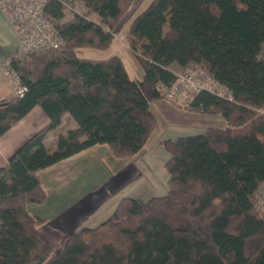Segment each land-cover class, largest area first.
<instances>
[{
  "label": "trees",
  "instance_id": "trees-1",
  "mask_svg": "<svg viewBox=\"0 0 264 264\" xmlns=\"http://www.w3.org/2000/svg\"><path fill=\"white\" fill-rule=\"evenodd\" d=\"M74 1L45 5L63 45L9 61L25 90L0 99V135L36 104L49 123L0 168V264H264V208L254 194L264 179V0H151L125 35L139 77L117 53L80 55L112 43L132 0H79L85 12L61 22ZM190 62L231 98L201 90L185 107L202 104L226 124L161 140L168 191L123 197L106 220L70 233L52 251L37 230L43 218L27 209L45 199L37 172L97 143L119 158L136 154L157 124L149 102L163 97L159 83L174 79L172 63L182 70ZM66 114L77 127L59 133L49 149L45 134ZM242 124L244 133L234 130ZM252 237L259 243L248 247Z\"/></svg>",
  "mask_w": 264,
  "mask_h": 264
},
{
  "label": "crops",
  "instance_id": "crops-1",
  "mask_svg": "<svg viewBox=\"0 0 264 264\" xmlns=\"http://www.w3.org/2000/svg\"><path fill=\"white\" fill-rule=\"evenodd\" d=\"M131 18L122 26L124 41ZM117 38L118 35H115L112 42ZM17 41V31L0 9V99L17 94L16 80L10 79L3 66L4 61L15 52ZM115 53L122 58L117 50ZM173 66L178 67L176 63H172ZM165 100L166 106L174 110L176 108V112L180 111L183 115L179 117L178 114L179 120L170 118L164 122L152 110L157 124L144 146L133 156L116 157L106 143H97L37 172L45 199L28 203L27 209L43 218L37 230L52 251H58L70 233L83 227H95L106 220L123 197L148 199L168 191L169 174L165 162L169 155L161 145V140L199 134L211 125H201L190 117L183 119L185 115L192 114L193 110L179 100ZM173 102L180 105L183 111ZM48 123V116L36 104L0 135V168L7 166L9 157ZM76 127L77 123L70 115H63L60 123L46 132L45 146L54 149L58 134Z\"/></svg>",
  "mask_w": 264,
  "mask_h": 264
},
{
  "label": "built area",
  "instance_id": "built-area-1",
  "mask_svg": "<svg viewBox=\"0 0 264 264\" xmlns=\"http://www.w3.org/2000/svg\"><path fill=\"white\" fill-rule=\"evenodd\" d=\"M47 2L48 0H0V9L18 33L16 50L4 61L3 66L5 73L18 82L16 93L19 95L23 93L25 87L9 66L10 59L22 57L33 51L56 48L64 43L58 27L44 13ZM174 74L172 82H160L158 85L159 94L166 99L179 100L186 106L201 90L231 98L228 87L196 62H190L184 69L176 70ZM202 106L199 104L197 109H202ZM254 194L257 198V206L264 208V179L259 183Z\"/></svg>",
  "mask_w": 264,
  "mask_h": 264
},
{
  "label": "rangeland",
  "instance_id": "rangeland-1",
  "mask_svg": "<svg viewBox=\"0 0 264 264\" xmlns=\"http://www.w3.org/2000/svg\"><path fill=\"white\" fill-rule=\"evenodd\" d=\"M151 0H132L131 4L129 5L127 11L124 13V15L119 19L118 23L115 26V35H118V38L115 39L108 47L104 48V49H99V48H93V47H84L81 48L80 51V55L82 56H86V57H94V58H104L107 57L113 53H115V51L117 50L121 55H122V59L124 61V64L126 66V69L129 73V75L131 77H139L142 75V69L141 66L137 60V58L135 57V55L132 53V51L126 46L125 41L123 39V32H124V28H122V26L126 25V20L129 17H132L131 19L133 20V18L138 15L150 2ZM85 6L84 4L79 1V0H75L73 3V9H66L64 12V16L61 18V22L66 21L68 19H70L72 17L73 12H85ZM96 14L94 13H89L88 17L95 19ZM130 20V21H132ZM116 49V50H115ZM174 70H179L180 68L177 66H173L172 67ZM11 79V78H10ZM13 80V79H11ZM15 80V79H14ZM18 81V80H17ZM18 82H16V87L15 90L17 92V84ZM173 101V100H171ZM166 100L163 97H158V98H154L151 100L150 102V107L151 110H153V112L159 117L160 121H166L167 119L173 118V120H179L180 118H178V114L179 117H181L183 114L177 113L176 111H178L176 108L175 110L172 109L171 107L166 106ZM175 102H173L174 104ZM177 107H179L178 109L181 110V112L183 111L180 105L174 104ZM185 106V105H184ZM186 111V110H185ZM186 120L187 117H190L191 119H194L197 121V123H201V125H211V126H224L225 125V121H222L223 117L220 113H208V112H204L201 111L200 109H195L193 110L192 114L189 115H185L184 116ZM188 119V120H191ZM163 122V123H164ZM163 123H161L163 125ZM246 124H242L240 126H237L236 128H234L235 131L240 132V133H244L246 131ZM256 243H259V238L258 237H252L249 238L247 241V246H252Z\"/></svg>",
  "mask_w": 264,
  "mask_h": 264
}]
</instances>
